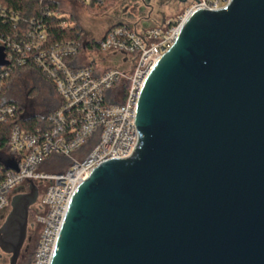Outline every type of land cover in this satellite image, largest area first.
Listing matches in <instances>:
<instances>
[{
	"label": "water",
	"instance_id": "obj_1",
	"mask_svg": "<svg viewBox=\"0 0 264 264\" xmlns=\"http://www.w3.org/2000/svg\"><path fill=\"white\" fill-rule=\"evenodd\" d=\"M0 60H5L0 56ZM129 158L74 194L51 264H264V0L200 10L146 79ZM0 249L18 264L30 194Z\"/></svg>",
	"mask_w": 264,
	"mask_h": 264
},
{
	"label": "built area",
	"instance_id": "obj_2",
	"mask_svg": "<svg viewBox=\"0 0 264 264\" xmlns=\"http://www.w3.org/2000/svg\"><path fill=\"white\" fill-rule=\"evenodd\" d=\"M77 1L88 6L94 0ZM232 1L188 0L176 20L142 31L121 24L109 28L98 41L83 35L76 44H50V25L43 18L32 20L29 30L19 33L15 41L0 37L6 61L0 68V95L4 79L13 71L33 67L54 84L60 100L59 108L46 117L48 126H17L12 131L4 157L14 168L0 174V213L10 207L18 188L33 182L43 190L34 207L41 232L32 264L52 263L71 200L90 174L104 162L133 155L139 141L135 121L142 87L154 66L174 46L186 22L200 10L227 9ZM47 17H56L64 30L75 24L61 11L49 12ZM83 54L94 56V61L76 63ZM17 112L18 106H0V121L13 118ZM92 140L96 144L87 153ZM53 155L72 159L70 169L39 172Z\"/></svg>",
	"mask_w": 264,
	"mask_h": 264
},
{
	"label": "rangeland",
	"instance_id": "obj_3",
	"mask_svg": "<svg viewBox=\"0 0 264 264\" xmlns=\"http://www.w3.org/2000/svg\"><path fill=\"white\" fill-rule=\"evenodd\" d=\"M58 1L61 3V13L64 15H73L74 21L78 23L82 30L85 29L87 32L95 27H98L97 29H99L100 32L104 31L113 21H119V19L125 20L123 17L128 15L122 8H117L114 5L108 8L106 12L96 14L74 0ZM152 5L155 9L153 16L145 17L150 19L151 26H160L166 21L176 20L187 7L184 2L180 3L175 0H163V2H161V0H153ZM116 8L118 12H116ZM145 18L144 20L146 21ZM142 21H136L134 25H132L133 29L140 31L143 27ZM81 58L82 59H80V57L77 58L76 63L82 64L85 60L84 65H87L95 59L94 56L89 58L84 54ZM7 98L17 103L20 114L25 118L34 116L47 117L56 111L60 105V100L54 84L34 68H28L24 72L18 73L13 78L7 93ZM77 155L78 154H75L74 158L78 159ZM71 165L72 159L62 155H53L40 166L39 172L49 174L61 173L70 169ZM42 195L43 190L38 188V201ZM36 212L37 209L31 210L28 240L21 253L18 264H29L30 259L37 250L41 228L36 223ZM0 256L7 258L1 249ZM9 262L10 259L8 257L5 264H9Z\"/></svg>",
	"mask_w": 264,
	"mask_h": 264
},
{
	"label": "trees",
	"instance_id": "obj_4",
	"mask_svg": "<svg viewBox=\"0 0 264 264\" xmlns=\"http://www.w3.org/2000/svg\"><path fill=\"white\" fill-rule=\"evenodd\" d=\"M111 2L112 0H94L92 4L85 7L93 13L100 14L108 10ZM3 12L6 14L3 15ZM49 12L59 14L60 7L56 0H0V37L5 39L10 38L12 41H15L17 40V35H19V33L29 30V23L32 20L43 18L45 19V22L50 25L48 38L50 44H76L82 40L83 33L77 24L64 30L59 27V22L56 17H47ZM17 18L19 21H17ZM67 20H72V17H68ZM0 56L5 57L2 48H0ZM5 66L6 61L4 60L2 62L0 60V68ZM28 68L33 67H24L15 70L9 77L4 79L3 91L0 95L1 107L6 105L18 106L14 100L7 98V93L10 89L13 78L18 73L24 72ZM17 126L28 129H38L48 126V124L46 125V117L34 116L25 118L20 114V111L17 112L13 118H9L5 122L0 121V174L7 172V169L14 168L9 164V158L4 157V154L9 151L11 133ZM95 144L96 142H93L92 140V143L86 148V152L89 153ZM34 255L30 259L29 264H32Z\"/></svg>",
	"mask_w": 264,
	"mask_h": 264
},
{
	"label": "flooded vegetation",
	"instance_id": "obj_5",
	"mask_svg": "<svg viewBox=\"0 0 264 264\" xmlns=\"http://www.w3.org/2000/svg\"><path fill=\"white\" fill-rule=\"evenodd\" d=\"M177 2H184L185 0H175ZM188 1V0H187ZM152 2L153 0H118V4H117V8H122V10L126 11L127 14L130 15L131 19L136 22L138 20L142 21V26H145L147 22H149L151 24V21H149L150 19H147L145 18L146 16L148 17H152L154 12H155V9L152 5ZM161 2H163V0H161ZM120 4V5H119ZM144 18L146 19V21L144 20ZM92 41H98L97 39L93 38L91 39ZM22 190L20 191L19 195H29L30 194V185H24L22 186ZM37 189H38V186H37ZM16 195H13V198L15 197ZM12 198V200H13ZM12 202V201H11ZM37 203H38V200H37ZM36 203V204H37ZM35 204V205H36ZM35 205L30 209L29 211V215H28V228H27V237H26V241H25V244H24V247L26 245V242L28 240V233H29V224H30V221H31V210H34L35 208ZM11 205L10 207L1 212L0 213V229L3 228L5 222H6V219L8 217V215L10 214L11 212ZM31 227V226H30ZM23 247V249H24ZM23 251V250H22ZM5 254V253H4ZM5 256L9 259H10V255L8 254H5ZM7 258H4L3 256H0V264H5L7 262Z\"/></svg>",
	"mask_w": 264,
	"mask_h": 264
},
{
	"label": "crops",
	"instance_id": "obj_6",
	"mask_svg": "<svg viewBox=\"0 0 264 264\" xmlns=\"http://www.w3.org/2000/svg\"><path fill=\"white\" fill-rule=\"evenodd\" d=\"M58 3H59V7H61V3L58 1V0H56ZM75 2H78L77 0H74ZM118 0H112V2H111V4H110V6L108 7V8H110V7H112L113 5L114 6H117V4H118V2H117ZM62 2V1H61ZM79 3V2H78ZM184 3L186 4V5H188V1L187 0H185L184 1ZM118 9L116 8V12H118L117 11ZM70 16V15H69ZM70 17H72V20H73V22H75L74 21V18H73V15L72 16H70ZM125 20H122V19H119V21H113V23H111V24H109V26L104 30V31H101L100 32V30L99 29H97L96 27L95 28H93V29H91V30H88L89 32H87V30H85V29H81L82 30V33H83V35L85 36V38H87L88 40H91V39H93V38H95V39H97V40H100V39H102L104 36H105V34H106V32L108 31V29L109 28H111V27H114V26H118V25H126V26H128V27H130V28H133V26L132 25H134V21L131 19V17H130V15L128 14V15H126V16H124L123 17ZM75 24H77L78 25V23H76L75 22ZM146 25L145 26H143L142 28H141V30L140 31H142V30H146V29H149V28H152V27H155V26H151V24L149 23V22H147V23H145ZM79 26V25H78ZM80 27V26H79ZM81 28V27H80ZM139 31V30H138ZM84 60V59H83ZM84 62H85V60H84ZM88 63V62H87ZM89 63H91V62H89Z\"/></svg>",
	"mask_w": 264,
	"mask_h": 264
}]
</instances>
